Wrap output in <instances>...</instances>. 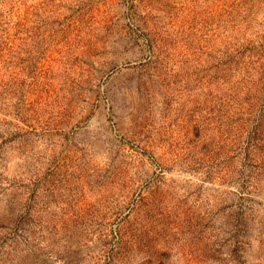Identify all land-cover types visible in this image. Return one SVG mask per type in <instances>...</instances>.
<instances>
[{"label":"rangeland","instance_id":"obj_1","mask_svg":"<svg viewBox=\"0 0 264 264\" xmlns=\"http://www.w3.org/2000/svg\"><path fill=\"white\" fill-rule=\"evenodd\" d=\"M0 264H264V0H0Z\"/></svg>","mask_w":264,"mask_h":264}]
</instances>
